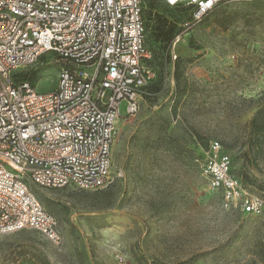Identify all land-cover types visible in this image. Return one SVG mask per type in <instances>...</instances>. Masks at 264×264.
I'll return each mask as SVG.
<instances>
[{
  "label": "rangeland",
  "instance_id": "obj_1",
  "mask_svg": "<svg viewBox=\"0 0 264 264\" xmlns=\"http://www.w3.org/2000/svg\"><path fill=\"white\" fill-rule=\"evenodd\" d=\"M143 8L155 95L141 97L131 115L121 103L111 183L81 190L28 181L62 243L31 229L4 234L0 264H264V217L225 207L195 161L200 143L219 141L233 175L264 197V153L256 162L245 154L249 121L264 99V0H227L198 23L189 22L191 7L144 0ZM222 11L232 19L225 28L217 24ZM156 15L179 36L166 62ZM57 75L49 54L13 73L40 92L53 89Z\"/></svg>",
  "mask_w": 264,
  "mask_h": 264
},
{
  "label": "built area",
  "instance_id": "obj_2",
  "mask_svg": "<svg viewBox=\"0 0 264 264\" xmlns=\"http://www.w3.org/2000/svg\"><path fill=\"white\" fill-rule=\"evenodd\" d=\"M143 1L0 0V236L31 229L61 245L56 218L28 181L81 190L111 183L120 105L126 102V115L135 113L154 78ZM161 1L191 7L189 22L198 23L227 0ZM46 54L58 67L53 89L40 92L13 79L17 69ZM197 166L225 207L264 217V197L233 175L219 141L202 150Z\"/></svg>",
  "mask_w": 264,
  "mask_h": 264
},
{
  "label": "trees",
  "instance_id": "obj_3",
  "mask_svg": "<svg viewBox=\"0 0 264 264\" xmlns=\"http://www.w3.org/2000/svg\"><path fill=\"white\" fill-rule=\"evenodd\" d=\"M224 12L225 11L220 12L221 14L218 17L217 24L218 26L225 28L232 19H230L229 13L223 14ZM143 18H144V11H143ZM145 27H146V22H145ZM154 30L156 32L157 38L162 42L161 48L164 54V61L166 62L167 60L170 59V54H169L170 47L176 34L174 30V23L169 22L165 17H162L161 15H156V25ZM148 62L149 65L151 66V58ZM173 63H174L173 78L176 82H179L182 73L179 60L176 62L173 61ZM12 77L15 81H23V80H17V78H15L13 75ZM153 80L154 78L148 84H150ZM147 85L144 87L142 93L143 98L155 95V93L152 92L155 84H152L149 87H147ZM181 93L182 92L179 90L176 91L175 93L176 103L178 102V98L181 96ZM200 144L202 147L200 148L199 155H197V157L195 158L196 164L197 161L202 158V150H205L208 146L203 143ZM263 153H264V99L260 100V103L255 113L253 114L252 118L249 121V131L247 134V149L245 151V154L248 157V159L252 160L253 162H256V160L259 157H261ZM241 183L243 184L242 181Z\"/></svg>",
  "mask_w": 264,
  "mask_h": 264
},
{
  "label": "snow or ice",
  "instance_id": "obj_4",
  "mask_svg": "<svg viewBox=\"0 0 264 264\" xmlns=\"http://www.w3.org/2000/svg\"><path fill=\"white\" fill-rule=\"evenodd\" d=\"M209 3H211V0H209Z\"/></svg>",
  "mask_w": 264,
  "mask_h": 264
}]
</instances>
